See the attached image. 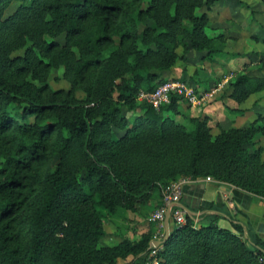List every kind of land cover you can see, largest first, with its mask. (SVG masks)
I'll list each match as a JSON object with an SVG mask.
<instances>
[{
	"label": "trees",
	"instance_id": "trees-1",
	"mask_svg": "<svg viewBox=\"0 0 264 264\" xmlns=\"http://www.w3.org/2000/svg\"><path fill=\"white\" fill-rule=\"evenodd\" d=\"M213 4L0 0V264L147 257L160 247L152 245L153 230L98 245L105 213L159 200L182 176L209 177L264 200L262 148L248 150L264 125L212 137L205 119H191L188 132L165 116L179 114V96L159 110L137 101L140 91L176 80L169 73L178 49L206 51L209 59L224 53L223 34L211 37L208 17L196 14ZM53 70L70 90L51 89ZM228 91L241 104L264 91V75L238 73ZM219 218L175 225L158 264H264L263 241L231 217V229L217 226Z\"/></svg>",
	"mask_w": 264,
	"mask_h": 264
},
{
	"label": "rangeland",
	"instance_id": "rangeland-1",
	"mask_svg": "<svg viewBox=\"0 0 264 264\" xmlns=\"http://www.w3.org/2000/svg\"><path fill=\"white\" fill-rule=\"evenodd\" d=\"M213 1L214 4L209 10L201 8L196 10V14H205L208 17L212 28L209 32L211 37L223 34L224 53L209 59L206 57V51L191 50L183 53L181 49L177 50L180 59L169 74L176 79L175 81L183 79L199 97V103L191 105L182 99L179 102V114L165 113V116L174 119L188 132L194 127L191 119H205L210 135L215 137L222 130L246 129L252 122L257 126L264 125V91L249 96L241 104L231 99L228 91L229 80L238 73L250 76L264 75V0ZM15 7L16 4L8 13ZM46 82L53 90L67 91L71 88L61 70H53ZM213 91L211 97L202 99L204 95ZM75 96L82 99L84 93L78 90L75 91ZM241 106L245 107L240 108ZM237 115L243 116V121H240ZM249 116L253 119L251 123L248 120ZM258 147L262 148L261 159L264 160V136L259 134L248 150L253 151ZM172 182L162 189L161 197ZM160 199L162 198L149 199L132 209L120 210L114 215L105 213L106 217L103 220L105 235L98 245L114 246L125 239L136 241L150 230L155 229L154 234L161 231L163 228H159L152 221V216L160 205Z\"/></svg>",
	"mask_w": 264,
	"mask_h": 264
},
{
	"label": "crops",
	"instance_id": "crops-1",
	"mask_svg": "<svg viewBox=\"0 0 264 264\" xmlns=\"http://www.w3.org/2000/svg\"><path fill=\"white\" fill-rule=\"evenodd\" d=\"M242 107L245 106L240 108ZM237 116L240 121H243V116ZM248 120L250 123L253 121L250 116ZM176 207L183 212L185 219L188 218L196 222L195 227L208 223L209 219L218 214L220 218L217 221V226L231 229V217L234 223L242 224L253 236L264 243V200L232 186L216 182L213 179L206 182L205 178H197L194 183L184 187ZM213 207L218 211L205 214V211ZM220 211H223V216H221ZM172 213L174 210L166 216L163 229L159 232L156 231L153 243L163 240L166 234V226L168 233L174 229L175 223ZM131 260V258L118 260L117 264H130ZM131 264H146V257H138Z\"/></svg>",
	"mask_w": 264,
	"mask_h": 264
},
{
	"label": "built area",
	"instance_id": "built-area-1",
	"mask_svg": "<svg viewBox=\"0 0 264 264\" xmlns=\"http://www.w3.org/2000/svg\"><path fill=\"white\" fill-rule=\"evenodd\" d=\"M213 93L214 91L204 95L202 99L211 97ZM172 95L181 97L191 105L199 103V97L195 95L194 90L181 81H168L151 92L140 91L137 95V101L151 105L156 110H159L161 106L169 104ZM195 180L196 179H192L191 177H182L173 181L168 187H166L162 193L161 205L155 210L152 216V221L159 228H163L166 214L171 213L172 210H174L172 218L175 225L180 226L184 224V214L178 207H176V205L181 199L184 187L194 183ZM211 180L212 179L209 177L205 178L206 182H210ZM192 222L195 226L196 222ZM160 248L161 246L150 251L146 257L147 264H158L157 254Z\"/></svg>",
	"mask_w": 264,
	"mask_h": 264
},
{
	"label": "water",
	"instance_id": "water-1",
	"mask_svg": "<svg viewBox=\"0 0 264 264\" xmlns=\"http://www.w3.org/2000/svg\"><path fill=\"white\" fill-rule=\"evenodd\" d=\"M167 215H168V214H166V216H167ZM165 218H166V217H165ZM168 235H169V233H168V229H167V226H166V234H165L163 240L160 241V242H155V243H153L152 245H153L154 247H158V246L163 245V244L165 243V241L167 240Z\"/></svg>",
	"mask_w": 264,
	"mask_h": 264
}]
</instances>
